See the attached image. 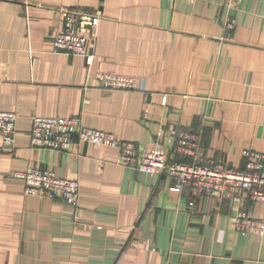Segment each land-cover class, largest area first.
Masks as SVG:
<instances>
[{
    "label": "crops",
    "instance_id": "crops-1",
    "mask_svg": "<svg viewBox=\"0 0 264 264\" xmlns=\"http://www.w3.org/2000/svg\"><path fill=\"white\" fill-rule=\"evenodd\" d=\"M65 12L96 17L90 61L53 50ZM105 72L140 88L103 90ZM0 111L18 116L10 145L0 132V264H264V228H234L235 208L264 222L262 204L191 206L116 149L30 144L33 116L76 117L141 153L159 133L165 147L195 135L206 159L241 168L243 150L264 153V0H0ZM27 168L77 180V205L26 194L12 174Z\"/></svg>",
    "mask_w": 264,
    "mask_h": 264
},
{
    "label": "built area",
    "instance_id": "built-area-1",
    "mask_svg": "<svg viewBox=\"0 0 264 264\" xmlns=\"http://www.w3.org/2000/svg\"><path fill=\"white\" fill-rule=\"evenodd\" d=\"M96 17L83 12H65L62 28L52 40L55 52H68L85 57L90 61L88 45L92 39V28ZM234 22L226 23L231 30ZM100 87L107 91H134L140 88L139 79L116 73H100L97 76ZM166 99L162 100V106ZM18 116L15 112L0 111V132L5 145L13 142L12 133ZM161 133L155 136L154 146L150 150L138 152L137 146L125 142L112 134L86 128L81 119L48 118L33 116L31 118L30 144L33 148L74 152L76 146L89 144L96 147L116 149L119 153L118 164L131 166L149 176L166 174L174 181L172 192L182 193L187 190L191 196L190 205L198 197H209L217 201H237L242 196L250 202L264 206V153L251 149L242 151V167L239 169L227 163H216L206 159L199 150L197 136L181 134L176 139H169L165 147ZM171 149L176 160H170L165 149ZM2 150L0 149V157ZM2 177L0 169V179ZM13 178L22 180L25 192L29 195L59 196L66 204L75 207L79 200V183L58 177L54 172L37 168H27L24 172H15ZM235 230L243 233L262 234L263 221L254 220L246 213L235 208Z\"/></svg>",
    "mask_w": 264,
    "mask_h": 264
},
{
    "label": "trees",
    "instance_id": "trees-1",
    "mask_svg": "<svg viewBox=\"0 0 264 264\" xmlns=\"http://www.w3.org/2000/svg\"><path fill=\"white\" fill-rule=\"evenodd\" d=\"M186 191H188V189H187ZM188 192H189V191H188ZM189 195H190V193H189ZM189 197H191V196H189Z\"/></svg>",
    "mask_w": 264,
    "mask_h": 264
}]
</instances>
